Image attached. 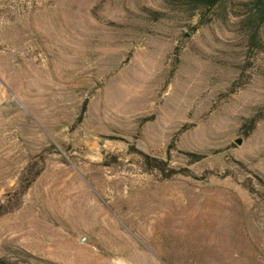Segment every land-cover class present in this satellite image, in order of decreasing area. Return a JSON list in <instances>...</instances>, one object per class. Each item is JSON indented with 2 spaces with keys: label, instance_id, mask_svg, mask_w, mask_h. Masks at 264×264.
Masks as SVG:
<instances>
[{
  "label": "rangeland",
  "instance_id": "374dc122",
  "mask_svg": "<svg viewBox=\"0 0 264 264\" xmlns=\"http://www.w3.org/2000/svg\"><path fill=\"white\" fill-rule=\"evenodd\" d=\"M183 1L0 0V262L264 264V26Z\"/></svg>",
  "mask_w": 264,
  "mask_h": 264
},
{
  "label": "trees",
  "instance_id": "16d2710c",
  "mask_svg": "<svg viewBox=\"0 0 264 264\" xmlns=\"http://www.w3.org/2000/svg\"><path fill=\"white\" fill-rule=\"evenodd\" d=\"M223 1L224 0H184L183 4L191 6V9L196 11L202 8H214ZM243 6L246 8V23H248L249 26L253 28L254 32H252V35L255 40L258 35V31L264 26V0H247L245 3H243ZM256 125L257 118H252L242 128L244 135L249 136L255 130ZM139 154L143 158L148 171L159 170L160 172L164 173V176L167 179L179 174L189 175V171L186 169H170L168 172H165V162L144 153ZM193 157V163L198 162L201 159V157L198 156ZM44 162V157L42 155L34 158L21 174L17 186L12 191L6 193L2 198H0V218L20 209L23 204V199L43 173ZM0 264H4V262L2 261Z\"/></svg>",
  "mask_w": 264,
  "mask_h": 264
}]
</instances>
